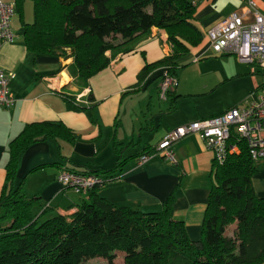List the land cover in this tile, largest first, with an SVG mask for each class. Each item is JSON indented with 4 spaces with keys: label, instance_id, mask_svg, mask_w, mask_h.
<instances>
[{
    "label": "crops",
    "instance_id": "crops-1",
    "mask_svg": "<svg viewBox=\"0 0 264 264\" xmlns=\"http://www.w3.org/2000/svg\"><path fill=\"white\" fill-rule=\"evenodd\" d=\"M247 1L194 3V25L202 40L178 60L179 68L173 75L177 87L164 100L158 96L163 69L153 70L136 86L137 74L145 65L169 55L167 38L156 28L125 51L113 56L107 52L108 67L85 84L79 81L71 57L59 53L36 57L24 46L22 27L11 25L15 42L0 49L1 69L14 74L9 83L14 105L0 109V193L9 142L26 125L62 124L71 132V141L47 138L19 157L13 185L22 183L26 197L37 198V214L47 206L43 219L68 216L89 201V194L61 188L57 182L61 169L102 174L121 163L118 179L97 194L117 207L143 213L161 211L171 197L173 219L184 224L190 240L198 241L214 183L213 156L203 141L195 134L176 141L172 146L175 166L154 158L139 167L136 160L144 149L156 146L176 128L258 101V69L236 61L233 55L213 56L206 36L223 18L242 11ZM253 1L256 11L264 16V0ZM206 60L208 64L203 63ZM76 105L79 110L73 108ZM251 185L255 195L264 198V158L257 162ZM234 228L229 227L227 232Z\"/></svg>",
    "mask_w": 264,
    "mask_h": 264
},
{
    "label": "trees",
    "instance_id": "trees-1",
    "mask_svg": "<svg viewBox=\"0 0 264 264\" xmlns=\"http://www.w3.org/2000/svg\"><path fill=\"white\" fill-rule=\"evenodd\" d=\"M26 1L32 2L31 23L23 21ZM196 1L14 0L13 4L27 51L36 57L58 53L71 57L79 81L85 84L108 67L107 52L113 56L125 51L136 39L158 29L165 34L170 52L141 69L136 83L140 86L155 69L165 68L174 75L178 60L201 43L202 34L194 25ZM73 108L79 110L80 106ZM47 138L71 141L72 134L62 124H29L8 144L0 193V264H88L96 259L113 264L119 254L123 264L264 262V198L253 191L251 179L257 162L250 159L244 141L237 142L238 155L229 156L221 165L213 162L214 183L201 236L192 241L184 224L173 219L171 197L161 211L143 213L117 207L97 194L121 175V163L102 174L67 169L101 176L105 182L89 191V201L73 214L43 219L47 206L37 214V198L28 199L23 184H13L20 154ZM153 148L147 147L142 154Z\"/></svg>",
    "mask_w": 264,
    "mask_h": 264
},
{
    "label": "built area",
    "instance_id": "built-area-1",
    "mask_svg": "<svg viewBox=\"0 0 264 264\" xmlns=\"http://www.w3.org/2000/svg\"><path fill=\"white\" fill-rule=\"evenodd\" d=\"M14 4L0 0V49L4 44H13L15 35L11 29ZM209 48L217 56L233 55L239 62L252 64L261 75L259 97L255 103L245 107H233L219 115L197 120L176 128L165 135L149 154H142L136 160L143 166L154 158H160L172 166L177 165L173 144L179 139L195 134L212 153L213 162L223 164L229 156L238 155L237 142L247 144L250 159L259 162L264 158V16L256 11L253 0H248L240 12L232 13L206 32ZM14 74L4 72L0 67V109H10L14 99L9 92V83ZM177 81L167 69H163L158 96L165 99L175 90ZM234 140V142H230ZM57 182L63 189L87 194L105 180L98 175L81 174L61 169Z\"/></svg>",
    "mask_w": 264,
    "mask_h": 264
},
{
    "label": "rangeland",
    "instance_id": "rangeland-1",
    "mask_svg": "<svg viewBox=\"0 0 264 264\" xmlns=\"http://www.w3.org/2000/svg\"><path fill=\"white\" fill-rule=\"evenodd\" d=\"M23 21L26 23H31L33 21V9H32V2L31 1H26L25 5H24ZM11 25L12 26L16 25L18 27V29H20L22 27L19 15L17 13H14V15H13L12 20H11ZM18 32H19V30H18ZM21 34H22V31H21ZM212 55L219 57V58L221 57V56H217L214 54H212ZM234 59L236 61H238L235 57H234ZM208 60L203 61V63L205 62L208 64V62H209ZM227 233H228L227 235H230L232 233V229H229ZM88 264H107V262L105 260H102V259H96V260H92V261L88 262ZM113 264H123V260H122L120 254L117 256V259L114 261Z\"/></svg>",
    "mask_w": 264,
    "mask_h": 264
}]
</instances>
